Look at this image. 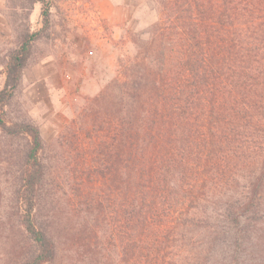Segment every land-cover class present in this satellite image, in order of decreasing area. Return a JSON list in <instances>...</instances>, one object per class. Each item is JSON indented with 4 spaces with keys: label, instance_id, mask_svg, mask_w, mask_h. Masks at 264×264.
I'll use <instances>...</instances> for the list:
<instances>
[{
    "label": "trees",
    "instance_id": "1",
    "mask_svg": "<svg viewBox=\"0 0 264 264\" xmlns=\"http://www.w3.org/2000/svg\"><path fill=\"white\" fill-rule=\"evenodd\" d=\"M37 1L6 16L28 18ZM154 3L179 9V62L158 18L133 38L121 77L86 110L105 136L86 179L101 190L67 219L40 127L7 115L38 39L13 24L18 45L0 56V264H179L185 245L194 264H264V0Z\"/></svg>",
    "mask_w": 264,
    "mask_h": 264
},
{
    "label": "rangeland",
    "instance_id": "2",
    "mask_svg": "<svg viewBox=\"0 0 264 264\" xmlns=\"http://www.w3.org/2000/svg\"><path fill=\"white\" fill-rule=\"evenodd\" d=\"M21 1L0 0V56L18 45L13 24L38 32V39L32 43L31 56L7 115L10 120L27 119L40 127L47 179L49 184H58L60 215L67 219L78 213L86 191L91 194V188L101 190V185L86 181L97 161V147L105 137L96 131L97 124L90 126L93 122L86 110L91 99L111 80L121 77L120 59L135 54L133 38L147 36L155 18L159 31L172 40L170 64L176 69L181 57L179 9H162L154 0H38L28 18V11L19 8L9 19L6 10ZM44 7L49 9L48 22ZM5 77L0 64V89ZM239 168L247 169L244 165ZM179 186L177 182L176 188ZM109 216V233L116 232L121 219L114 211ZM110 248L111 255L117 257L119 248L113 244ZM190 254L189 245L180 248L178 263L194 264L189 261ZM60 261L64 264L65 259Z\"/></svg>",
    "mask_w": 264,
    "mask_h": 264
}]
</instances>
